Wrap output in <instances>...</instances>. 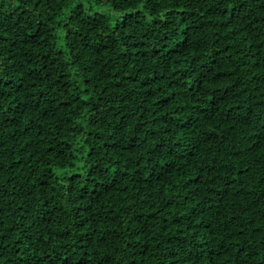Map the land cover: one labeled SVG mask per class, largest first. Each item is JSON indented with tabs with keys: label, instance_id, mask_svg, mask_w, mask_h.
Listing matches in <instances>:
<instances>
[{
	"label": "trees",
	"instance_id": "1",
	"mask_svg": "<svg viewBox=\"0 0 264 264\" xmlns=\"http://www.w3.org/2000/svg\"><path fill=\"white\" fill-rule=\"evenodd\" d=\"M0 264H264V0H0Z\"/></svg>",
	"mask_w": 264,
	"mask_h": 264
}]
</instances>
